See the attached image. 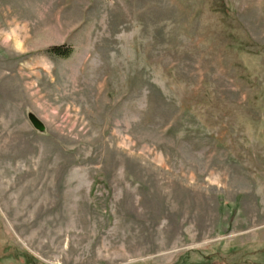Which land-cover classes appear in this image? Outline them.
Listing matches in <instances>:
<instances>
[{"label": "rangeland", "instance_id": "1", "mask_svg": "<svg viewBox=\"0 0 264 264\" xmlns=\"http://www.w3.org/2000/svg\"><path fill=\"white\" fill-rule=\"evenodd\" d=\"M0 264H264V0H0Z\"/></svg>", "mask_w": 264, "mask_h": 264}, {"label": "trees", "instance_id": "2", "mask_svg": "<svg viewBox=\"0 0 264 264\" xmlns=\"http://www.w3.org/2000/svg\"><path fill=\"white\" fill-rule=\"evenodd\" d=\"M60 49H61L60 46H56V47H53V48H52V51H59V53H61V54L63 53V55H67V54L69 53V52H68L69 50H64L63 52H61Z\"/></svg>", "mask_w": 264, "mask_h": 264}, {"label": "water", "instance_id": "3", "mask_svg": "<svg viewBox=\"0 0 264 264\" xmlns=\"http://www.w3.org/2000/svg\"><path fill=\"white\" fill-rule=\"evenodd\" d=\"M34 124L40 129H43L44 127L43 124L37 119H34Z\"/></svg>", "mask_w": 264, "mask_h": 264}]
</instances>
